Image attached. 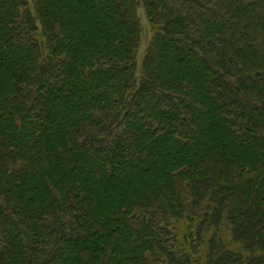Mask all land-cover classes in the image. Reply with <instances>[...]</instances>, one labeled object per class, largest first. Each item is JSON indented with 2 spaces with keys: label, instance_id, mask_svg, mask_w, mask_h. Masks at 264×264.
<instances>
[{
  "label": "trees",
  "instance_id": "1",
  "mask_svg": "<svg viewBox=\"0 0 264 264\" xmlns=\"http://www.w3.org/2000/svg\"><path fill=\"white\" fill-rule=\"evenodd\" d=\"M0 264H264V0H0Z\"/></svg>",
  "mask_w": 264,
  "mask_h": 264
},
{
  "label": "rangeland",
  "instance_id": "2",
  "mask_svg": "<svg viewBox=\"0 0 264 264\" xmlns=\"http://www.w3.org/2000/svg\"><path fill=\"white\" fill-rule=\"evenodd\" d=\"M137 15L140 21V24L142 25V39H141V47L139 50V55H138V61H141L145 48L152 36V28L150 24L148 23V20L146 18L145 12L143 10V7L140 5L137 9Z\"/></svg>",
  "mask_w": 264,
  "mask_h": 264
}]
</instances>
